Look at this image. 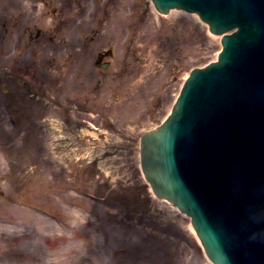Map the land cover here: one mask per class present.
I'll list each match as a JSON object with an SVG mask.
<instances>
[{
  "label": "rangeland",
  "instance_id": "rangeland-1",
  "mask_svg": "<svg viewBox=\"0 0 264 264\" xmlns=\"http://www.w3.org/2000/svg\"><path fill=\"white\" fill-rule=\"evenodd\" d=\"M80 1L0 0V264H210L188 219L150 194L136 146L219 39L149 0Z\"/></svg>",
  "mask_w": 264,
  "mask_h": 264
},
{
  "label": "water",
  "instance_id": "water-1",
  "mask_svg": "<svg viewBox=\"0 0 264 264\" xmlns=\"http://www.w3.org/2000/svg\"><path fill=\"white\" fill-rule=\"evenodd\" d=\"M154 2L195 10L214 32L238 29L143 135V169L158 193L191 212L216 264H264V0Z\"/></svg>",
  "mask_w": 264,
  "mask_h": 264
}]
</instances>
